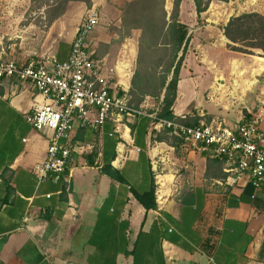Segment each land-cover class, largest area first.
<instances>
[{
	"label": "crops",
	"instance_id": "crops-1",
	"mask_svg": "<svg viewBox=\"0 0 264 264\" xmlns=\"http://www.w3.org/2000/svg\"><path fill=\"white\" fill-rule=\"evenodd\" d=\"M128 1L91 0L99 24L89 47L114 91L131 97L129 52L114 56L111 36L95 34L109 21L119 26ZM67 6L63 15L88 8L78 0ZM164 7L169 16L173 0ZM223 8L228 17L219 23ZM243 12L264 15V0H212L199 15L194 0L180 1L178 19L189 41L174 118L233 125L262 109L264 130V52L231 49L224 35L229 19ZM80 21L52 57L68 56ZM164 91L158 98L146 94L140 105L152 112ZM36 93L0 79V264H264V187L246 177L224 183L222 161L154 128L148 114L107 121L100 131L76 124L71 141L82 150L72 153L59 181L38 180L32 167L45 159L47 139L26 119ZM152 189L155 206L146 208L139 197Z\"/></svg>",
	"mask_w": 264,
	"mask_h": 264
},
{
	"label": "built area",
	"instance_id": "built-area-1",
	"mask_svg": "<svg viewBox=\"0 0 264 264\" xmlns=\"http://www.w3.org/2000/svg\"><path fill=\"white\" fill-rule=\"evenodd\" d=\"M98 24V13L88 10L68 56L61 61L55 57L18 60L0 56V79H15L37 91L26 119L47 139L45 159L32 167L38 180L51 177L59 181L69 168L72 153L82 150L71 141L76 124L100 131L107 121L148 114L154 128L169 129L187 148L222 161L227 172L224 183L233 185L246 177L255 188L264 187L262 109L249 112V117L233 125L219 119L190 125L181 119L163 118L159 114L162 100L148 113L142 105L135 106L127 93L114 91L104 65L93 56L89 38Z\"/></svg>",
	"mask_w": 264,
	"mask_h": 264
},
{
	"label": "trees",
	"instance_id": "trees-1",
	"mask_svg": "<svg viewBox=\"0 0 264 264\" xmlns=\"http://www.w3.org/2000/svg\"><path fill=\"white\" fill-rule=\"evenodd\" d=\"M78 1L89 5L91 0ZM180 1L173 0V10L169 16L164 7V0H131L122 9L123 26L142 32L140 52L144 47L152 52L163 49L169 53L165 73L161 77L156 78L154 75L156 72L143 74L136 70L129 90L130 101L135 106L140 105L146 94L158 98L165 90L159 114L166 119L174 118L171 106L176 98L179 72L189 41L187 26L178 19ZM211 1L194 0L197 14L206 10ZM223 28L224 35L232 42L228 44L231 49L249 54L254 53V48L264 52V15L243 12L232 16ZM163 58L164 55L151 61L150 71H156L157 67L162 66ZM169 75L171 78L167 81ZM153 85L154 88L151 90L150 87ZM139 200L146 208L155 206L154 190L140 196Z\"/></svg>",
	"mask_w": 264,
	"mask_h": 264
},
{
	"label": "rangeland",
	"instance_id": "rangeland-1",
	"mask_svg": "<svg viewBox=\"0 0 264 264\" xmlns=\"http://www.w3.org/2000/svg\"><path fill=\"white\" fill-rule=\"evenodd\" d=\"M70 1L72 0H0V55L2 58L50 59L57 44L68 38L73 26L92 8L90 1L87 9L74 7L63 15ZM167 11L170 9L167 8ZM220 11L222 12L216 20L223 23L228 17V9L223 8ZM116 22L109 21L102 24L104 28L96 32V36L101 34L111 36L110 48L114 56L120 49L125 53L129 52L125 56L126 67L130 66L133 73L136 70L143 74L156 72L154 73L156 78L161 77L165 73L169 53L163 49L152 52L144 47L140 52L141 30L123 26L122 14L121 22H118L119 26ZM163 55L162 66L157 67L156 71H150V62ZM153 88L154 85L150 87L151 90Z\"/></svg>",
	"mask_w": 264,
	"mask_h": 264
}]
</instances>
